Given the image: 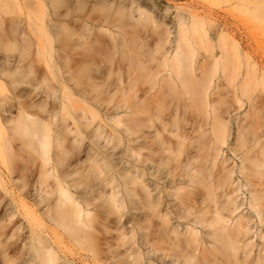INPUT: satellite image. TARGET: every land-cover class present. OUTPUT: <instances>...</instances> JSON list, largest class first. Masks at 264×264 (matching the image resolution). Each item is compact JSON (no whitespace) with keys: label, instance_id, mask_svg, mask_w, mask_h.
<instances>
[{"label":"bare ground","instance_id":"6f19581e","mask_svg":"<svg viewBox=\"0 0 264 264\" xmlns=\"http://www.w3.org/2000/svg\"><path fill=\"white\" fill-rule=\"evenodd\" d=\"M163 1L172 0H134L130 9L118 10L116 18L111 14L114 6L111 8V3H106L98 8L102 11L100 18L86 16L81 23L68 19L69 26L79 23L82 33H79L80 29L65 30L67 22L60 17L48 20L53 14L49 9L55 10L57 0L35 1L41 13V29L36 43L32 44L39 56L38 60L34 54L35 61H40L36 63L44 67L39 71L41 75L34 69L42 79H37L40 84L34 82L35 86L46 84L45 87L42 85L46 88L42 89L43 95L45 97L47 92V98H52L46 103L50 99L56 100L58 105L53 104L49 111L48 108L46 111V105L44 111L48 112V118L42 117L43 120L39 118V112L44 108L39 103L42 99L37 101V108L34 103L21 102L25 101L23 93L16 96L19 103L12 97L7 101V97L12 96H6L9 93L0 95L1 110L8 102L6 109L11 106L10 113L13 108L19 109L16 117L9 113L11 119L9 114L7 120L0 116V207L10 212L3 228L7 223L13 224V219L14 222L16 218L22 221L18 226L14 223L16 228H10L14 233L17 230L23 233L18 240L22 250L17 259L28 256L30 264H58L61 258L51 247L47 234L63 232L78 244L89 246L91 255L86 259L92 264H155L143 250L150 247L155 251L156 243L165 244L174 251L170 254L162 249V254L157 257L159 263L167 264L166 258L174 256L171 264H181L185 252L201 248L200 230L210 239L211 251L228 256L242 251L247 257L250 244L246 239L252 230L251 215L264 222V74L257 73L234 39L223 32H218L214 38L209 35L215 27L213 20L181 5L166 3L163 6ZM141 2L151 5L144 11ZM213 2H233L235 7L246 8L247 14L259 21L264 32V0ZM248 4L253 6L252 12ZM67 11L65 17L69 18L73 13ZM157 11L162 12L160 16ZM167 18L172 20L171 28ZM132 19H135L134 23ZM103 27H114L118 32L108 30L103 34L100 32ZM91 28L98 32H91ZM138 31L140 37L145 33L152 38L150 45L140 43ZM170 35L173 38L170 39ZM28 40L25 45L32 42ZM32 44L26 47L30 49ZM22 46L19 51H23ZM168 49H173L171 54H167ZM25 50L26 54L30 52ZM19 54H22L21 59L28 61L30 54L27 58L23 57L27 56L24 51ZM16 57L17 63L29 65L22 64L27 61L21 63L22 60ZM32 58L28 61L30 70L24 66L20 68V75L17 72L20 64L12 58L17 64L16 76H21L24 69L30 71L25 74L24 70L22 79L13 76L10 62L7 63L9 60L0 68L6 64L7 71H11L8 75L28 84L26 75L28 80L35 78L31 76L35 75L32 69L37 64H32ZM4 76L6 82L7 78L14 84L17 82ZM31 80L29 84H32ZM10 82H7L8 86L12 84ZM9 88L11 91V86ZM3 90L7 88L0 79V91ZM11 92L21 93L14 89ZM27 95L24 97L29 99L31 93ZM74 100L83 106L79 108L83 113L79 119L84 123L80 126L78 116L72 118L74 125L76 123L73 132L77 135L74 145L78 154L82 155L81 149L82 152L85 149L84 127H89L91 120L109 118L124 126L122 130L117 129L116 134L118 145L123 148L122 155L128 160L112 162L106 148L100 147L98 142L94 143L98 147L96 150L86 149L85 159L79 156L76 160V156L72 159L77 162L69 161L74 145L71 148L72 142L68 145L66 141L72 129L69 123L60 122V119L61 114L70 115L69 111L76 109L78 104L73 106L70 102ZM68 102L73 108L68 109V106L63 112ZM35 107L42 108L35 111ZM109 108L115 109V115L125 112L129 116L102 114ZM232 112H237L232 120L234 130L228 120ZM74 114L71 115H77ZM93 134L102 139L101 127ZM15 141L19 143L15 144ZM225 150L230 157L225 156ZM93 171L107 173L103 177L105 187L96 192L95 198H105L109 214L120 213L129 202L133 207V216L127 222L133 233V243L124 254L126 257L119 254L105 256L95 245L94 220L88 208L92 200L84 196L78 199L72 194L77 176ZM51 178L55 187L51 186ZM107 187L111 190L108 197ZM122 187L125 196L120 199ZM243 187L249 196L240 202L234 194ZM244 206L250 214L243 213ZM5 229L0 230V240L7 237L5 232L10 233L8 228ZM27 241L28 248L25 247ZM12 258L5 257L6 263L14 262ZM187 262L184 258V263ZM261 264H264V255Z\"/></svg>","mask_w":264,"mask_h":264},{"label":"rangeland","instance_id":"374dc122","mask_svg":"<svg viewBox=\"0 0 264 264\" xmlns=\"http://www.w3.org/2000/svg\"><path fill=\"white\" fill-rule=\"evenodd\" d=\"M35 1L36 0H0V66L4 65V63H6L8 60L9 61L7 63H9V62L11 63L10 59H12L14 57L16 60L17 59L16 56H18V58H20L21 57L20 55H22L23 53L19 54V52L24 51L25 55H27V56L23 55V57H26V58L28 57V54H30L28 61L34 56V54L37 55L36 46H35V44H32V43L37 41V37H38V34L40 32V29H41V13L35 4L36 3ZM133 1L134 0H130V1H126V0H57L58 4H56V8H55L56 11L49 9V12H51L53 14L49 13L50 15L48 17V20H50L52 18H59L60 17V19L62 18L61 20L67 22L64 24L65 30H73V29L79 30L80 29L79 33H82L83 28H80L81 27L80 24L77 23L74 26H69V24H68L69 20H75V21L79 20L81 23V21H82L81 19L84 20L86 16H87L86 18H92V19L100 18L102 11L99 10L98 8L102 4H106V3H111V8H112V6H114L112 8L111 14L116 18L119 16L117 11L118 10L123 11V10L130 9L133 6V4H132ZM166 3H168L169 5L170 4L175 5V6L181 5L183 7L189 8V9L191 8V9L197 11L200 15L205 16V17L213 20L215 22L214 23L215 27H213L209 31V35L212 38H214V37H216L218 32H223L228 38L234 39L239 44V47L242 50V54L248 55L251 63L256 67L257 73L260 75L264 74V32H263V28H262V25L260 27V25L258 23L259 21L255 17L251 16V14H247L246 8H243L241 6L235 7V4H232L233 2H230V3L221 2V3L214 4L213 0H175V1L172 0L170 2H164V1L161 2V4L163 6L166 5ZM140 5L142 6V10L145 11V8H147L151 4L146 3V2H141ZM248 5L250 7L249 11L252 12L253 6L251 4H248ZM67 9H69V14L73 13V14H70L71 17H69V18L65 17ZM157 13L160 16L162 12L157 11ZM65 18H67L66 19L67 21L65 20ZM135 19H132L131 22L134 23ZM171 21L172 20H170V19L168 20V18H167V24H168L169 28H171V26L173 25V23ZM205 28L207 30L206 26H205ZM16 29H18V30H16ZM14 30H16L17 32L20 30L21 31L19 33H17ZM94 30H96L98 32V29H92L91 28V32ZM101 30L102 31H100V32L103 34H104V31H108V30H113L115 32V34H117V32H118L117 28H114V27H111V28L103 27V28H101ZM170 30H172V29H170ZM22 32H25V34L23 35ZM138 35L140 37L139 31H138ZM27 38L29 40L31 39L30 41H32L31 43L28 42V44H27V45L32 44L30 46L31 47L30 49L28 47H26L27 45H25L27 43V40H28ZM171 38H173V35H170V39ZM24 39H27V40H24ZM151 41H152V38L150 36H147L145 33L141 34L140 43H143L145 46H148V45H150ZM73 42H74V40H73ZM23 44L25 46H22ZM74 44H75V42H74ZM9 46H10V48H9ZM20 46H22V49L24 48L23 51L22 50L19 51V48H21ZM6 47L9 49H5ZM26 48H27V50H30V52L27 54H26L27 51L25 50ZM33 49H36V50H33ZM172 51H173V49H168L167 54H171ZM215 53H216V50H215ZM31 55H32V57H31ZM37 58L39 60L38 55H37ZM23 59H21L22 60L21 63L23 61H25V62L27 61L26 59L25 60H23ZM32 59H34V61H35L36 57L34 56ZM15 60L12 59L13 63ZM38 60H36L35 62L32 61L33 62L32 64L40 63V61H38ZM28 61H27V63H22V64H29V65H26L27 67L25 65L22 66L19 63L20 61L17 63V60H16V63L20 64L18 66L16 63H14V65H13V63H11V64L9 63V68H11L10 70H13V72H12L13 76H16L17 70L15 69V66H17V68H19V70L17 72H18V75H20V70L22 69V67L24 68V66H25L26 68H28V66L31 65L30 63H28ZM1 62H3V63H1ZM29 62H31V60ZM6 64L4 67H2L4 70L6 69L5 71L2 68H0V71L3 70L0 73H4L2 76H4L5 73H6L5 76H7L8 73L11 72L9 70H8L9 72L7 71L8 66L6 67ZM42 65H43V63H42ZM19 66H21V67H19ZM38 66H40V64L33 66L32 70L34 72V69H35V72H38L40 74L41 72H39V71L40 70L42 71L43 70L42 68L44 66L43 67L40 66V69L36 70V68L38 69ZM24 70L27 71V69H24ZM23 71H21V76H16V77L21 78L22 74L24 75ZM26 71H25V74L26 73L28 74V71L27 72ZM35 72H34V74L35 75L37 74L38 76L37 75L35 76L34 74H32L34 76H31V77H35L36 80H35V78H32V80H31L30 79L31 77H29V75H28V77L31 81H33V82L37 81L40 84V80L38 81L37 79H39L41 77L40 76L41 74L39 75L38 73H35ZM11 75H8L7 77L10 76V78L14 79L13 77H11ZM2 76L0 74V79L3 81L4 86H5V88H7L8 92H7V90H3L2 92L0 91V95L2 97L5 96L6 93L7 94L9 93V95H6V96H10V94L12 95L10 97H7V99H8L7 101H10L9 98L11 99V97H12L13 100H15L14 102L19 103V102H17L18 99H16V96H20V94L23 93L22 95H23V98L25 99V101L21 100L22 97H17V98H20L19 100H21V102H24L26 104L34 103L36 105L37 101L39 102L42 99L39 103L42 104V106L44 107L43 111L45 110L46 105H47L46 111H47V108H48V111L50 108H51L50 110H52L53 104H54V106H55V104L58 105V103H56L57 102L56 100H55L56 102L53 100L55 103L52 100L51 101L53 103H51V104L49 103V102H51L50 101V99H52L51 97H48V98H50L49 102H48L49 105H48V103H46L48 100L46 95H48V93L46 92V95H45L46 98H45L43 95V92H44L43 90L46 88H44V89L42 88L46 84H41V86H39V84L37 83L38 88L41 87V89H36V87H37V86H35L36 83L31 82L32 84H29L30 80H28L27 75H26V78L24 76H23V78L26 79L25 81H28V84H27V82L21 83V82H23V80L18 82V80H21L22 78L15 80L16 79V77H15L14 80L17 81L16 82L17 85H18V83H21V84H19L17 86L16 83L14 84L10 80L13 85L10 84L8 86L7 82H10V81L8 80V78L6 79L7 82L4 81L5 78H2ZM42 83H44V82L42 81ZM57 85H58V83H57ZM57 85L55 83V86H57ZM10 86H11V91H12V89H14L16 93L18 91L21 93H18V95L13 94L9 90ZM31 86H33V87L35 86V87L33 88ZM56 88H59V86H57ZM47 90H48V88H47ZM4 92H6V93L4 94ZM30 93H31V95H29V96H31V97L29 99L26 96H25L26 98L24 97V94L27 95ZM60 93H58V94H60ZM34 98H35L36 102H35ZM0 99H2V98L0 97ZM30 100H31V102H30ZM43 102L45 103V105H43L44 104ZM70 102H72L71 105H73V106L74 105L76 106L78 104L77 105V107H78L79 105H81L78 108L76 107V109L74 108L75 110L73 109V111L72 110L69 111L70 115L74 114V113L77 115L76 116L71 115L73 117H70V115L67 113L61 114L62 113V111H61L60 114L62 115V118H61V116H59V114H58V117L61 118L60 122L63 121L67 124L68 123L70 124L71 128L70 127L69 128L72 129V132L69 135V137L71 139L68 137L69 140H67L66 142L68 145L69 144L71 145V142H72L71 148H73L72 146L75 144L74 139L77 135H75L76 133L73 132V131H76V130H74V129H76L75 128L76 123L74 125L75 119L73 120L72 118H74V117L77 118V116H78L77 122L80 124V126H81V124L84 123V120L81 119V120H83V123H82V121H80V119H79V118H82V114H83L81 112L82 110L79 109V108L83 107L82 103L76 102L75 100H74V102L73 101H70ZM70 102H68L69 105L63 107V112L66 111L68 106H69L68 109L73 108V107H70ZM39 103H37V105H39ZM73 103H75V104H73ZM13 104H15V103H13ZM8 106H9V102H8V105H4V109H6V107L8 108ZM16 106H17V104H16ZM10 107H9V110L6 109L7 111H5L4 109H2V110L0 109L1 110V112H0L1 119H2V116H5L6 119H3V120H7V115L10 113L11 108H12V107L11 108ZM55 107H57V106H55ZM58 107H60V105ZM1 108H3L2 105H1ZM16 108L12 109V113H10V114H13L12 116H15L18 114L17 112L19 111V109L17 110ZM37 108H38V106H37ZM37 108L35 111H37V110L39 111L42 107L40 109H37ZM59 110H62V108L61 109L59 108ZM2 111H3V113H2ZM33 111H34V108H33ZM43 111L39 112L41 116L37 112L38 115L40 116L39 118L40 119H43V118L45 119V117L48 118V116H47L48 112L44 111V113H43ZM100 111H102V110H100ZM5 112H6V114H5ZM67 112H68V110H67ZM104 112L110 113L111 116H113V114L115 115V109L114 108H109L108 110L105 109L102 112V114H105ZM10 114L8 115L9 119L12 118V117L10 118V116H11ZM236 114H237V112H232L229 115V119H228L231 122L230 125H231L233 130H234V122L232 120ZM89 115L90 114H88L87 116H89ZM121 115H123V117L129 116V115H126L125 112L120 113L119 115L116 114L115 116L117 117V116H121ZM64 117L67 119V121H64V120H66V119H64ZM47 118L45 120H47ZM59 118H58V120H59ZM91 121H93V122L91 123V125L89 127H87L86 129H85L86 126L84 127V132H85L84 133L85 134L84 135L85 141H83V145H85V146H83V148H85V149H83L84 152H82V149H81V153H83V154L82 155L78 154V152H77L78 149H75L76 147L74 145V149H73L74 151L72 150L69 153V157H68L69 161L71 163L77 162L76 160H78L79 156H80V158H82V160L85 159L86 155H87V154H85V152L88 153L86 151V149L88 151H90L89 150L90 148H92V149L94 148L96 150L98 147H96L95 144H97L98 142H99L98 145H101L100 147H103V149L106 148L105 151H107L109 153V157H110V159H112V162H119V161L128 160V158H126L122 155L123 148L118 145V137L116 134L117 129L122 130L124 128V126L122 127L120 124H117L116 122L112 121L109 118L108 119L98 118L96 120H91ZM97 127H101L102 132H103V136L101 137L102 139H100V140L96 137V134L95 135L93 134L97 130ZM79 138H81V137L79 136ZM95 138H97L99 141L96 140ZM16 142H17V144L19 143V141H15L14 143L16 144ZM70 154H71V156H70ZM125 156L128 157V155H125ZM225 156L230 157V153L227 150H225ZM75 157H76V160H73L72 158L75 159ZM70 158L72 159V161ZM120 158L121 159L123 158V160H121ZM104 173H106V172L104 171ZM104 173L99 172V174L101 176L96 171L85 172L84 174L81 173L82 176H81V174L79 175V177L77 176V185L72 190V194L75 197H77L78 199H80L79 198L80 196H84V197H88L92 200L91 205H89L88 208H89L90 212L92 213L91 218L94 220V229L92 231L94 233L95 245L104 251L105 256H106V254L109 256H113V255L116 256L117 254H119L120 256L121 255L125 256L124 254H127V250L129 248V246L131 245V243H133V233H132L131 228H130V223H127V222L133 216L134 210H133L132 205H130V202L127 200L129 203H126V208L122 209L120 213L109 214L108 212H110V208H109V205L105 202V198L104 199L95 198V197H97V196H95V195H97L96 192H98L100 189L105 187V185L103 186V183H106V181H104L103 177L105 175H107V173L105 175H104ZM52 179L53 178H51L49 180L52 181ZM106 179H107V177L105 178V180ZM54 183H55V181L53 179V183L51 185L52 187H53V185L55 187ZM236 184H237V181H236ZM120 190L123 192V187L120 188ZM105 191H106V194L108 197L109 193L111 191L110 188L109 187L105 188ZM121 191L119 192L120 193L119 195H120V199H123L122 197L125 196V193L123 192V194H122ZM234 196H236L237 199L241 202L244 199H246L249 195L246 192V187H243V188H240L239 191L234 194ZM124 198H126V197H124ZM244 208H245V206L242 208L243 213L250 214L248 209H244ZM0 210H2V211H0V227H1L0 230H3L4 228H6V229L8 228L10 230L9 231L10 233L12 232L13 234H15L13 236L12 233L10 234L7 231V232H5L6 234L4 233L7 237L3 236V239L1 237L0 241H2V243H0V264H30V260H29L28 256H25L23 258V260L17 259V256L21 253V250H22L21 249V246H22L21 241L19 242L18 240H19V238L20 239L22 238L23 233H22V231L17 230V229L16 230L18 232L16 231L14 233L13 229L16 228V226H18L19 223H22L21 219L20 218L15 219V222H17L15 224L16 226L14 225L15 222L13 219L12 220L13 224H11V225L14 227L9 225L10 223H7V225L5 224V227L3 228V226H4L3 223L8 222V220H9L10 212H9V210L1 209V207H0ZM38 214H39V212H38ZM139 217H140V215H139ZM12 221H10V222H12ZM47 224H50V223L47 222ZM6 226H9V227H6ZM251 226H252V230L246 239V243L250 244V246L248 247V250H247V257L244 256V253L242 251H239L235 256H228V255L221 253V252H218V251H211L210 250V246H211L210 239L206 235H204V233L201 232V230H200L198 236L203 241L201 248L199 250L194 251V252H185L184 257L182 258L181 264H261V257L264 255V222H261V220L258 217L251 215ZM10 228H13V229H10ZM121 233L123 235H121ZM47 238L49 239V241L51 243V247L59 254V256L61 258L59 261H57L58 264H92L91 260L89 261L86 259L87 256L91 255V253L89 251L90 248L86 243L80 245L77 242H75L74 239H72V237L68 236L67 234H64L63 232H60L58 234H52V233L47 234ZM25 247H27V248L29 247L28 241H27V244L25 245ZM155 247H156L155 251H153L152 248H150V247H148V248L145 247V249L143 250V253H145V255L147 257L148 256L152 257V261L155 264H161L158 262L157 257L162 254L161 253L162 249H166L165 253L174 254V251L166 248L165 244L156 243ZM149 250H150V253H149ZM9 256L11 258L14 256V258L11 259V261L13 260L14 262L6 263L5 257H7V259H8ZM184 258L188 259L187 263H184ZM173 259H174V256H168L166 258L167 264H171V261Z\"/></svg>","mask_w":264,"mask_h":264}]
</instances>
